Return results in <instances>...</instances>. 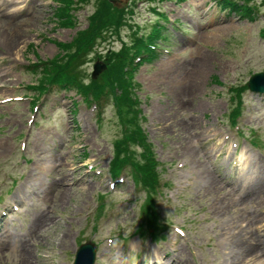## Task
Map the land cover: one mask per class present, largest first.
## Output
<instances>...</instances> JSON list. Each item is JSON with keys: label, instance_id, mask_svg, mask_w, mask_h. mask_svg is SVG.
I'll use <instances>...</instances> for the list:
<instances>
[{"label": "rangeland", "instance_id": "1", "mask_svg": "<svg viewBox=\"0 0 264 264\" xmlns=\"http://www.w3.org/2000/svg\"><path fill=\"white\" fill-rule=\"evenodd\" d=\"M63 1L0 0V213L22 205L3 225L17 216L8 224L26 240L24 251L1 253L0 264H67L70 257L60 251L71 254L74 240L98 245V264H142L153 256L150 250L171 256L169 264H264V92L246 90L236 124L228 119L235 105L231 89L264 71L263 0L246 3L259 6L252 18L221 10L220 0H101L119 18L111 34L83 49L81 82L96 86L108 58L118 55L121 65L133 38L161 27L156 43L167 52L139 65L130 90L138 101L131 114L145 135L131 140L130 149L156 163L157 196L138 189L131 177L115 190L105 181L110 160L118 158L113 146L120 148L123 136L111 100L96 107L78 102L71 110L79 97L60 90L44 95L35 109L30 103L41 81L24 65L59 60L60 44L76 38L100 0ZM243 2L236 0L238 7ZM96 62L105 67L92 78ZM240 148L243 163L236 159ZM235 178V188L228 186ZM140 214L168 222L166 234L149 233L162 236L155 245L133 234Z\"/></svg>", "mask_w": 264, "mask_h": 264}, {"label": "trees", "instance_id": "2", "mask_svg": "<svg viewBox=\"0 0 264 264\" xmlns=\"http://www.w3.org/2000/svg\"><path fill=\"white\" fill-rule=\"evenodd\" d=\"M248 1L249 0H244L243 3L246 4L248 3ZM104 3L105 1H99L95 12L89 18L88 25L84 29L80 30L77 33L76 38L72 41V44H76L74 53L71 54V52L69 51L71 47L68 44H63L64 50L68 51L65 56H76L74 68L64 75L61 72L63 70V67H61V65L56 62L53 65L51 62V65L55 67H50V69L55 70L57 66L58 69L52 75L49 74L47 76V79L57 76L60 77V79H55L54 84H57L64 88L67 86V84H69L71 87H75L78 92L84 94V96H87L89 93H92L96 96L101 93L106 87H110L112 92L115 87L121 89L122 94L127 92V83L125 84L123 72L121 71V65H119L118 63V55H115V57L108 58L110 67H108L107 70L101 76H99L100 81L95 80L96 86L94 81H91V83L88 85L83 84V82L80 81V69L78 70L77 66L81 63V59L77 51L83 50L84 47L90 42L93 35L100 33V30L106 26H112V24H115L119 18V13L116 8L112 7L110 3H107L109 6L112 7L110 9L111 12L114 13L111 15L109 12L108 14L104 7ZM222 3L228 4L231 9L241 13L242 17L248 16L252 18L254 13L259 10V6L257 4H246L247 6L239 5L238 7L235 0H223ZM94 38H96V35ZM62 60L63 61L61 62L64 63V59ZM66 65L67 63L65 64V66ZM116 99L118 101V104L120 105L119 111L117 109V115L119 121L125 126L124 136L122 139L124 144L122 154L124 153L128 157L118 158L117 160L111 162V169L113 172H115L118 167L130 163L132 168L134 169L135 177L142 182L144 187L151 191L157 180L155 173L156 163L154 162L153 158L150 156L149 153L141 154V159H134L133 156L129 155L128 140H135L136 142L144 141L143 135L142 131L138 126L136 118L134 119L131 114V106H128L127 99L124 97H116ZM149 193L152 194L153 192ZM148 220L154 223L152 226L155 229H159L161 227L156 217L151 216L148 218Z\"/></svg>", "mask_w": 264, "mask_h": 264}, {"label": "water", "instance_id": "3", "mask_svg": "<svg viewBox=\"0 0 264 264\" xmlns=\"http://www.w3.org/2000/svg\"><path fill=\"white\" fill-rule=\"evenodd\" d=\"M111 1H115L117 3H121L122 1H126V0H111ZM102 67H105L104 65H99V63H95L94 64V71H93V75H96ZM247 85L249 87V89L254 90V91H262L264 90V73H259V74H255L253 75L249 81L247 82ZM83 247V248H82ZM91 254V246L89 245H82L80 248V256H87Z\"/></svg>", "mask_w": 264, "mask_h": 264}, {"label": "bare ground", "instance_id": "4", "mask_svg": "<svg viewBox=\"0 0 264 264\" xmlns=\"http://www.w3.org/2000/svg\"><path fill=\"white\" fill-rule=\"evenodd\" d=\"M4 26H5V25H4ZM1 27H2V26H1ZM2 30H4V29H2ZM12 35H13V34H12ZM9 44H10V43H9ZM181 73H182L181 70L178 71V76H182L183 74H181ZM178 76H177V77H178ZM184 76H185V75H184ZM197 78H198V77H197ZM194 79H195V78H194ZM241 153H242V151H241ZM49 164H50V163H49ZM56 164H57V163H56ZM261 184H262V183H261ZM246 203H247V202H246ZM246 203H245V204H246ZM235 228H236V227H235ZM32 230H33V228H32ZM42 230H43V229H42ZM38 232H39V231H38ZM239 232H240V231H239ZM232 234H233V233H232ZM248 237H249V236H248ZM246 238H247V237H246ZM251 238H253V237H251ZM238 240H239V239H238ZM244 240H245V239H244ZM244 240H243V241H244ZM248 241H249V240H248ZM251 242H252V241H251ZM253 242H254V241H253ZM235 243H237V242H235ZM238 243H239V242H238ZM246 248H247V247H246ZM28 249H29V248H28ZM250 249H251V248H250ZM244 250H245V249H244ZM241 258H242V257H241ZM253 259H254V258H253ZM237 260H238V259H237ZM239 261H240V260H239ZM239 261H238V262H239ZM250 261H251V260H250ZM250 261H249V262H250ZM161 262H162V261H161ZM246 263H247V262H246ZM251 263H252V262H251ZM251 263H250V264H251ZM243 264H244V263H243Z\"/></svg>", "mask_w": 264, "mask_h": 264}]
</instances>
